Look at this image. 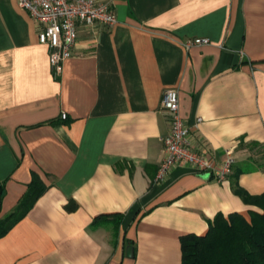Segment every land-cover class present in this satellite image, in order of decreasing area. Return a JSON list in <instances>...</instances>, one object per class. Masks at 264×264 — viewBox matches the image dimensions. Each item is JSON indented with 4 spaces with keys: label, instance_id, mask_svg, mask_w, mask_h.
<instances>
[{
    "label": "crops",
    "instance_id": "obj_1",
    "mask_svg": "<svg viewBox=\"0 0 264 264\" xmlns=\"http://www.w3.org/2000/svg\"><path fill=\"white\" fill-rule=\"evenodd\" d=\"M102 1L117 25L81 26L57 73L28 12L0 0V221L34 174L47 187L0 264H182L183 237L260 211L245 196L264 194V0ZM169 89L198 146L236 158L223 182L176 165L156 183Z\"/></svg>",
    "mask_w": 264,
    "mask_h": 264
},
{
    "label": "built area",
    "instance_id": "obj_2",
    "mask_svg": "<svg viewBox=\"0 0 264 264\" xmlns=\"http://www.w3.org/2000/svg\"><path fill=\"white\" fill-rule=\"evenodd\" d=\"M18 4L37 24L38 41L48 47L51 66L57 73L73 56L81 26L113 28L118 23L112 4L102 0H18ZM207 44L208 39H196L188 41L186 47ZM161 108L169 114L170 132L160 139L165 157L158 168L156 183L162 182L176 165L191 166L198 174L208 175L218 182L226 180L237 163L236 158L228 151L219 163L198 146L192 130L180 115L177 90L163 93ZM62 118L66 120L67 115L63 114Z\"/></svg>",
    "mask_w": 264,
    "mask_h": 264
},
{
    "label": "trees",
    "instance_id": "obj_3",
    "mask_svg": "<svg viewBox=\"0 0 264 264\" xmlns=\"http://www.w3.org/2000/svg\"><path fill=\"white\" fill-rule=\"evenodd\" d=\"M46 189L34 174L27 194L0 226V237L28 214ZM245 200L260 211L251 212L249 219L238 213L217 215L206 235L183 237L182 264H264V194L246 195Z\"/></svg>",
    "mask_w": 264,
    "mask_h": 264
},
{
    "label": "water",
    "instance_id": "obj_4",
    "mask_svg": "<svg viewBox=\"0 0 264 264\" xmlns=\"http://www.w3.org/2000/svg\"><path fill=\"white\" fill-rule=\"evenodd\" d=\"M2 191H3V189H2V187H0V203H1V198H2ZM128 254H130V257H131V255L133 254V248H128Z\"/></svg>",
    "mask_w": 264,
    "mask_h": 264
},
{
    "label": "rangeland",
    "instance_id": "obj_5",
    "mask_svg": "<svg viewBox=\"0 0 264 264\" xmlns=\"http://www.w3.org/2000/svg\"><path fill=\"white\" fill-rule=\"evenodd\" d=\"M12 215H7L3 220L0 221V226L8 221V219L11 218Z\"/></svg>",
    "mask_w": 264,
    "mask_h": 264
}]
</instances>
